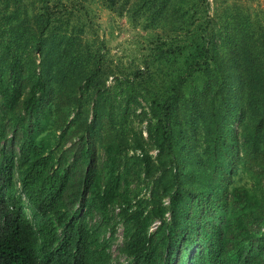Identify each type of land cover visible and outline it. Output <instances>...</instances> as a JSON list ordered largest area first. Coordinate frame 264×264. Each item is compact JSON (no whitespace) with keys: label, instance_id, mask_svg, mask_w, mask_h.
I'll list each match as a JSON object with an SVG mask.
<instances>
[{"label":"trees","instance_id":"trees-1","mask_svg":"<svg viewBox=\"0 0 264 264\" xmlns=\"http://www.w3.org/2000/svg\"><path fill=\"white\" fill-rule=\"evenodd\" d=\"M98 5L166 28L141 67L109 60ZM119 226L128 264H264V21L0 0V264H119Z\"/></svg>","mask_w":264,"mask_h":264},{"label":"rangeland","instance_id":"rangeland-1","mask_svg":"<svg viewBox=\"0 0 264 264\" xmlns=\"http://www.w3.org/2000/svg\"><path fill=\"white\" fill-rule=\"evenodd\" d=\"M222 2L219 1L218 4L212 2V14L215 13V8L222 7ZM228 2L230 4L235 3L240 5L252 14H258L264 21V0H228ZM95 21L101 27L100 35L107 41V55L109 60L115 65L123 67L127 72L141 67L144 56L149 53L152 41H155L158 35L163 36L167 34V30L164 27L158 30L147 31L144 29V20H132L127 16L119 17L101 5H98L95 10ZM137 127L144 132V136L147 138L145 124L137 125ZM131 153L133 152L131 151ZM152 153L156 155L155 150ZM116 238L117 241L112 248V255L113 257L120 255L119 264H128L125 258L119 253V248L123 242V228L121 226L118 228Z\"/></svg>","mask_w":264,"mask_h":264},{"label":"clouds","instance_id":"clouds-1","mask_svg":"<svg viewBox=\"0 0 264 264\" xmlns=\"http://www.w3.org/2000/svg\"><path fill=\"white\" fill-rule=\"evenodd\" d=\"M165 205H166V206L169 205V200L165 201ZM167 218L170 219V215H169V214H167ZM160 224H161L160 221L154 223V225H153V227H152V229H151L150 231H151V232L155 231V230L158 228V226H159Z\"/></svg>","mask_w":264,"mask_h":264}]
</instances>
